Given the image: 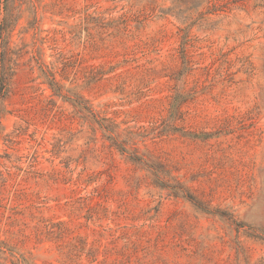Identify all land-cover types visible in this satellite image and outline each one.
<instances>
[{
  "label": "rangeland",
  "instance_id": "obj_1",
  "mask_svg": "<svg viewBox=\"0 0 264 264\" xmlns=\"http://www.w3.org/2000/svg\"><path fill=\"white\" fill-rule=\"evenodd\" d=\"M0 52V264H264V0H0Z\"/></svg>",
  "mask_w": 264,
  "mask_h": 264
},
{
  "label": "trees",
  "instance_id": "obj_2",
  "mask_svg": "<svg viewBox=\"0 0 264 264\" xmlns=\"http://www.w3.org/2000/svg\"><path fill=\"white\" fill-rule=\"evenodd\" d=\"M2 56H3V52H0V57H2ZM0 61H1L0 62V98H1L3 96L5 87L7 86V76L4 72L3 57L0 58ZM186 196L189 199H194L193 196H191L189 193H187Z\"/></svg>",
  "mask_w": 264,
  "mask_h": 264
}]
</instances>
